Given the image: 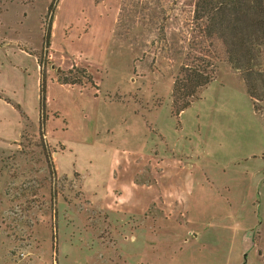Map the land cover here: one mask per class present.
Masks as SVG:
<instances>
[{
    "label": "rangeland",
    "instance_id": "374dc122",
    "mask_svg": "<svg viewBox=\"0 0 264 264\" xmlns=\"http://www.w3.org/2000/svg\"><path fill=\"white\" fill-rule=\"evenodd\" d=\"M53 1L0 0V264H264V99L216 44L174 115L196 0Z\"/></svg>",
    "mask_w": 264,
    "mask_h": 264
},
{
    "label": "trees",
    "instance_id": "16d2710c",
    "mask_svg": "<svg viewBox=\"0 0 264 264\" xmlns=\"http://www.w3.org/2000/svg\"><path fill=\"white\" fill-rule=\"evenodd\" d=\"M54 2L49 7V15L54 11ZM193 22V28L198 30L175 79L174 115L178 117L188 109L197 93L214 80L216 66L213 52L216 44L221 47L225 62L241 72L250 98L263 100L264 73L260 67L264 46V0H196ZM50 35L51 29L45 38L46 46H49ZM43 83L44 80L40 90L42 117L39 122V135L42 138L46 108ZM76 83L79 82L71 83L64 79V84Z\"/></svg>",
    "mask_w": 264,
    "mask_h": 264
},
{
    "label": "crops",
    "instance_id": "0c3cea01",
    "mask_svg": "<svg viewBox=\"0 0 264 264\" xmlns=\"http://www.w3.org/2000/svg\"><path fill=\"white\" fill-rule=\"evenodd\" d=\"M63 94V93H62ZM63 95H65V94H63ZM170 160L172 161V162H166V161H162L160 164H159V166H160V168H163L162 169V172L158 175V179H157V181H158V184H159V186H160V183H161V179L164 177H166V168L165 167H161V166H167V168H169L170 166L172 167V166H174V167H172V169H176V170H179V168H181V166L178 164V163H180V162H178L177 163V161H175L174 159H172V158H170ZM171 164L170 166L169 165H167V164ZM190 166V165H189ZM179 171H181V170H179ZM132 184L133 185H136V183L135 182H132ZM170 186V185H169ZM163 188V187H162ZM131 191V194H132V192H136L137 193V196L135 197V199H136V201L138 202L139 200H141V198L140 197H138V195L140 194V189H138V187H136V188H130V187H128V192H130ZM161 192H164V190H160ZM171 190H170V193L169 194H171ZM127 195H129V193L128 194H126V196ZM133 198L130 196V201L132 200ZM139 199V200H138ZM138 211V210H137ZM136 211V212H137Z\"/></svg>",
    "mask_w": 264,
    "mask_h": 264
}]
</instances>
